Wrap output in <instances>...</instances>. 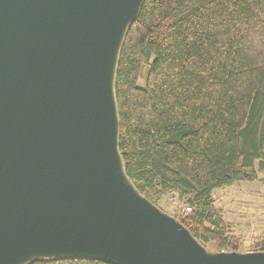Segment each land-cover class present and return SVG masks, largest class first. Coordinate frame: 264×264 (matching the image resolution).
Instances as JSON below:
<instances>
[{"label":"water","instance_id":"95a60500","mask_svg":"<svg viewBox=\"0 0 264 264\" xmlns=\"http://www.w3.org/2000/svg\"><path fill=\"white\" fill-rule=\"evenodd\" d=\"M143 0H0V264H264L207 255L125 182L114 77Z\"/></svg>","mask_w":264,"mask_h":264},{"label":"trees","instance_id":"16d2710c","mask_svg":"<svg viewBox=\"0 0 264 264\" xmlns=\"http://www.w3.org/2000/svg\"><path fill=\"white\" fill-rule=\"evenodd\" d=\"M114 96L135 190L153 203L177 196L190 208L178 221L194 239L241 249L213 191L264 174V0H143L122 40ZM251 248L264 252V236Z\"/></svg>","mask_w":264,"mask_h":264},{"label":"rangeland","instance_id":"374dc122","mask_svg":"<svg viewBox=\"0 0 264 264\" xmlns=\"http://www.w3.org/2000/svg\"><path fill=\"white\" fill-rule=\"evenodd\" d=\"M125 182L161 215L181 225L178 220L185 216V208L188 207L184 201L167 194L153 203L141 196L126 178ZM213 199L215 209L221 214L229 234L241 244V249L236 252H255L251 250L252 244L264 236V174L259 173L258 179L252 182H235L218 188L213 191ZM183 229L189 234L184 227ZM189 236L207 255L226 253L219 251L214 242L201 244L190 234Z\"/></svg>","mask_w":264,"mask_h":264},{"label":"built area","instance_id":"2783aa9c","mask_svg":"<svg viewBox=\"0 0 264 264\" xmlns=\"http://www.w3.org/2000/svg\"><path fill=\"white\" fill-rule=\"evenodd\" d=\"M185 210H186V212H189L190 211V208L186 207Z\"/></svg>","mask_w":264,"mask_h":264}]
</instances>
